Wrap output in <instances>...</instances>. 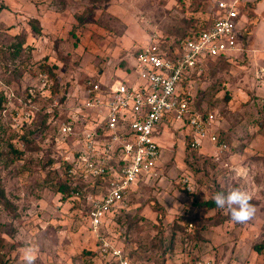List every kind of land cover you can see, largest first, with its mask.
<instances>
[{"label": "rangeland", "instance_id": "374dc122", "mask_svg": "<svg viewBox=\"0 0 264 264\" xmlns=\"http://www.w3.org/2000/svg\"><path fill=\"white\" fill-rule=\"evenodd\" d=\"M219 1L0 0V264H26L28 249L34 264H117L102 255L103 239L130 264H264V250H255L264 246V57L256 55L253 3L243 9L250 24L242 49L211 59L182 86L193 108L215 114L212 128L227 136V149L205 142L194 150L188 126L167 122L158 167L96 230L85 197L62 189L94 121L95 110L82 106L86 82L133 83L135 54L153 33L170 41L210 23ZM76 110L78 123L63 140L60 126ZM105 184L82 194L98 195ZM228 187L251 195L256 213L247 223L203 205Z\"/></svg>", "mask_w": 264, "mask_h": 264}, {"label": "built area", "instance_id": "2783aa9c", "mask_svg": "<svg viewBox=\"0 0 264 264\" xmlns=\"http://www.w3.org/2000/svg\"><path fill=\"white\" fill-rule=\"evenodd\" d=\"M217 9L209 27L187 36L168 41L153 33L150 42L135 54L133 71L137 77L133 83L120 80L104 88L93 80L86 82L82 106L104 114L101 108L106 105L107 113L83 131L80 147L70 161V172L86 185L85 189L99 177L105 179L98 195H75L85 197L88 218L95 230L109 215L127 208L126 197L133 186L158 167V133L165 119L188 126L193 148L199 149L205 142L220 151L228 148V143L212 128L215 114L203 115L193 108L191 94L182 87L184 79L202 71L206 60L228 57L239 49L238 0H221ZM77 112L72 111L69 121L61 124V139L72 134L79 120ZM101 253L117 264H130L122 248L104 239ZM198 264L216 262L204 260Z\"/></svg>", "mask_w": 264, "mask_h": 264}, {"label": "clouds", "instance_id": "9594fccd", "mask_svg": "<svg viewBox=\"0 0 264 264\" xmlns=\"http://www.w3.org/2000/svg\"><path fill=\"white\" fill-rule=\"evenodd\" d=\"M212 200L216 207L225 211L236 223H247L255 213L256 208L251 203L252 197L243 187H228L213 194ZM26 264H34L35 257L32 250L25 254Z\"/></svg>", "mask_w": 264, "mask_h": 264}, {"label": "trees", "instance_id": "16d2710c", "mask_svg": "<svg viewBox=\"0 0 264 264\" xmlns=\"http://www.w3.org/2000/svg\"><path fill=\"white\" fill-rule=\"evenodd\" d=\"M2 9H3V7L2 6H0V12L2 11ZM30 24H31V26H32V28L38 33V34H42V27H41V25H40V22H39V20L38 19H31L30 20ZM211 24V22L210 23H203V25H199V26H196L195 28H193L192 30H190V31H187V32H184L183 34H181V35H179V36H177V37H183V36H187V35H189V34H191L192 32H194V31H200L202 28H206V27H209V25ZM141 49H139L138 51H140ZM137 51V52H138ZM219 59H228V57L227 56H220V57H218ZM211 59H208V60H206V64L210 61ZM205 64V65H206ZM43 66V70L44 71H47V72H49V74L50 75H52L53 77H55L56 75H55V73H54V71H53V69L54 68H52V67H49V65H42ZM195 73H192L191 75H194ZM190 78V75H189V77L187 78V79H184L183 80V83H182V86L183 85H185L186 83H187V80ZM200 112V111H199ZM210 111H208V112H201L203 115H207L208 113H209ZM67 121H69V118H68V120ZM220 135V134H219ZM220 137H221V135H220ZM222 138V137H221ZM223 140H225L227 143H228V141H227V136H223V138H222ZM190 141H191V137H189L188 139H187V142H188V146L190 147V148H192V149H196V148H193V147H191V145H190ZM229 144V143H228ZM71 168H72V164H71V162H68V164H67V166H66V170H65V180H64V183H63V185H62V189L64 190V192L66 193V195L67 196H72V197H75V195L79 192L80 193V195H84V194H82V193H84L85 192V190L87 189V188H89V187H97V185H103V184H105L104 182H105V179H103L102 177L100 178H98L97 179V181L93 184V185H88V187L85 189V186L86 185H84L81 181H79V180H75L74 179V177H73V175H71V172H70V170H71ZM199 205H201V204H199ZM203 205H205V206H208V207H212V206H215V203H214V201H211V200H209V201H207V202H204L203 203ZM255 250L258 252V253H262L263 252V250H264V246L263 245H255ZM94 254V253H93Z\"/></svg>", "mask_w": 264, "mask_h": 264}, {"label": "crops", "instance_id": "0c3cea01", "mask_svg": "<svg viewBox=\"0 0 264 264\" xmlns=\"http://www.w3.org/2000/svg\"><path fill=\"white\" fill-rule=\"evenodd\" d=\"M248 3H253V6H254L253 11H254L255 15H257L259 17L255 31L258 32L256 36L262 45L258 47V51L256 50V55L259 53L260 55H262L261 57H264V0H238V9L240 12L239 30L241 32V35L238 38V43H239V49L238 50L242 49V47H243L242 45H244L243 40L245 38L246 32H243L242 30L243 29L245 30V28L250 24V19L248 18V16L243 11V9H245V6L248 5ZM241 36H243V37H241ZM251 36H253V32H252ZM101 109L103 110L104 114L107 113V106L106 105H103ZM94 113H95V116L92 117L94 121L98 120V122H99L103 119L104 114L100 113V111L98 109H96L94 111ZM167 122H170V121L168 119H165V121L160 126V130L163 126L165 127ZM158 139H159V136H158Z\"/></svg>", "mask_w": 264, "mask_h": 264}]
</instances>
